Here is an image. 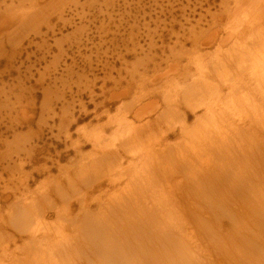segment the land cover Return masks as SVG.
<instances>
[{
    "label": "rangeland",
    "instance_id": "obj_1",
    "mask_svg": "<svg viewBox=\"0 0 264 264\" xmlns=\"http://www.w3.org/2000/svg\"><path fill=\"white\" fill-rule=\"evenodd\" d=\"M222 1L229 10L224 11ZM237 1L236 6L235 0H0V264H11L15 257H22L20 264L32 260L31 251L27 255L25 248L30 235L23 231L35 226L34 214L30 217L27 208L30 211L38 207L45 222L52 225L48 227L51 231L56 229V224L65 225L63 232L70 237L72 233L75 239L71 232L74 221L80 225L79 219L87 216L88 209L89 213H95L99 200L107 202L112 194L120 197L126 189L144 187L140 186V177L133 176L138 174L135 166L140 165V153L123 154L118 172L115 165L109 166L111 160L101 159L103 143L95 146L93 139H89L93 131L105 126L108 116L117 119L125 116L134 125L145 126L147 118L135 120L132 115L144 105L154 108L148 116L151 129L136 135L143 149L149 150L147 146H151L159 162L154 164L157 169L148 173L155 185L151 197L155 190L163 188L169 198V176L176 165L175 159H169L162 151L170 148L171 152L177 145L178 150H185L178 133L181 120L184 119L189 135L194 131L191 128L196 116L206 108L218 109L213 85L224 77L214 61L195 62L194 56L190 57L194 44L198 37L210 31L216 37H228L219 40L221 47L217 50L234 52L235 43L242 44L247 40L246 33L256 30L240 31L237 42L230 30L237 34L239 31L235 30L243 23L250 25V17L264 15L261 0ZM63 8L64 19L58 20V12ZM226 30L229 31L225 33ZM217 43L201 52L211 58ZM15 53L20 56L13 58ZM227 68L229 74L236 71L234 66ZM191 77L198 80L196 88H200L193 89L198 92L193 100L199 98L203 104L193 113L187 105L189 95L182 87L174 86ZM207 78L211 80L205 81ZM229 79L238 84V92L245 90L247 84L243 86L239 80ZM203 82L207 83L205 88H201ZM222 91L226 95L227 87ZM115 95L120 96L111 99ZM224 100L223 105L232 113L233 120L242 123V109L229 97ZM108 128L104 130L107 137L114 130ZM193 162L194 172L199 173L203 169L201 158ZM108 168L113 169L112 174L121 175L115 189H108L107 183H103L112 175ZM93 177L102 180L100 188L94 186ZM177 178V188L180 182L186 184L191 180L186 175ZM194 188L195 185L190 189L180 188L172 191V195L182 197L180 202L184 203L190 200ZM209 196L221 203V193ZM80 197L87 205L85 209L81 208ZM159 206L164 210L169 208V204ZM195 206L200 208L198 204ZM102 210L99 213L105 212ZM152 222L146 220L143 229L138 228L142 238L159 237L163 244H168L165 236L169 223L160 218L159 224L153 226ZM222 223L231 227L225 218ZM3 248H7L5 257ZM159 254L169 257L164 252ZM250 255L252 259L258 257Z\"/></svg>",
    "mask_w": 264,
    "mask_h": 264
},
{
    "label": "bare ground",
    "instance_id": "obj_2",
    "mask_svg": "<svg viewBox=\"0 0 264 264\" xmlns=\"http://www.w3.org/2000/svg\"><path fill=\"white\" fill-rule=\"evenodd\" d=\"M261 1L264 4V0ZM238 3L239 1L235 0L236 6L239 5ZM223 6L225 7V4ZM227 7L224 8V11L229 10ZM262 8L264 11V7ZM61 10L58 12V20L64 19L62 15L64 8ZM258 10L257 8L255 12L257 13ZM256 13L255 15H257ZM26 21L28 22V19ZM248 21L250 25L243 23L239 30H235L236 32L239 31L237 34L232 29L230 30V33L234 34L233 40L235 39V42L238 41L237 37H240V31L246 32L249 28L256 30L252 34L247 32L245 36L247 40L242 44L235 43L237 45L232 47L234 52L217 50L219 46L221 47L219 40L228 37L221 35V37H216V34L209 33L210 31H206L205 35L201 33L203 36L198 37L197 42H194L195 49H192L191 52L189 50L190 57L194 56L195 62L208 59L218 64L220 75H224V77L218 84L213 85L216 88L214 90L215 97L219 102L218 109L210 108L208 110L206 108L201 115L196 116L191 128L194 131L189 135L186 133L187 128L184 127V119L181 120V128H179L178 133L179 136L181 135V142L185 144V150H178L176 147L179 146L177 145L171 149V152L170 148L169 150L165 148L162 151L165 155H169V159H175L176 165L173 171H170L169 198L163 188L155 190L154 193L156 194L151 197L154 189L152 187L155 185L148 178L151 176L148 173L151 169L156 170L157 166L155 165H158L159 162L155 159V152L151 146H147L150 148L149 150L143 149V144L136 135L148 132V128L151 129L148 116L152 114L154 108L144 105L137 110L135 115H132L135 120L147 118L145 126L142 124L134 125V122H131L132 119H127L125 116L122 118L119 116L118 119L108 116L105 126H102L100 130L93 131V135H90L89 139H93L95 146L103 143L99 152L101 159L111 160L109 166L115 165V171L118 172H120V159L123 154L129 153L133 156L140 153L142 155L138 161L140 165L135 166L138 174L133 176L140 177L142 180L140 186L144 187L138 190L136 187L130 190L126 189L124 195L120 197L112 194V198H109L107 202L98 199V203L95 202L97 203V211L95 213L90 212V214V209H88L87 216L84 219H79L82 220L80 221L81 224L79 225V222L74 221L75 226H71V232L74 233L75 239L72 238V233H70V237L63 232L66 228L65 225L56 224L55 232L51 231L48 228L50 224L45 222L42 212L37 211L38 207L37 209H35L36 207L31 208L30 211L27 208V212H24L30 217V214H34L35 226L26 227V230L23 231L30 235L28 247L26 244L25 248L26 254L27 251H31L32 257L31 261L23 262V264L235 263L228 259L241 264H264V15L250 17ZM255 23L259 25L254 26ZM228 31L226 30L225 33ZM245 37L243 38L246 39ZM215 41L218 42L214 47L215 53L210 52L209 54L212 53L211 58H207V53H202L201 50L210 48ZM16 56H20L19 53H15L13 58ZM26 58L28 59V57ZM230 66H234L236 69L233 75L229 74L227 67ZM186 75L184 74V76ZM229 77L239 80L243 86L247 84L245 90L238 92V84ZM188 79H190V83ZM169 80L171 79L169 78ZM206 80L211 79L207 78ZM197 82L196 78L191 77L185 78L182 84H173L176 89L182 87L183 91L189 95L190 100L187 98V105L192 113L196 108L203 106L199 98L193 100V96L198 94L193 89H200L196 88ZM206 84L203 82L201 88H205ZM224 87H227L228 90L226 95L222 91ZM178 91L180 92V90ZM180 94L183 92L181 91ZM120 95L112 96L111 99L116 100ZM226 96L227 99L229 97L234 100V103L242 109L244 116L242 123L237 124L233 120L232 113L229 114L223 105ZM107 126L111 129L114 128L108 137L104 134ZM121 133L125 135V139H122L124 135ZM204 156L206 157L205 160ZM200 158L203 169L201 168L197 173L194 172L196 165L193 160ZM246 160L249 161L245 162ZM225 167L228 169L222 172ZM107 172L110 175L114 171L108 168ZM184 175L191 178L190 182L186 184L180 182V187L177 188L175 183L179 180L177 177H184ZM120 177V174H112L104 179L103 183H107L108 189H115L121 181ZM94 178V186L100 188L102 180L93 177L91 178L92 182ZM194 185L195 188L191 193L190 200L184 201V203L180 202L182 197L172 195V191L175 192V190L185 187L190 189ZM222 192L231 194H223ZM213 193L222 194L220 204L210 198L209 195ZM175 196H177L176 199ZM228 196L229 198H227ZM178 197H180L179 200ZM81 199L79 201L81 208L85 209L87 205L84 199ZM147 203L156 205L150 206ZM166 204H169V208L166 210L159 206ZM196 204L200 205V208L195 206ZM101 209H104L105 212L99 213ZM18 210L20 209L18 208ZM159 218L162 221L164 219L165 223H169V225L166 223L169 226V232L165 236L167 240L169 239L168 244H163V239L159 237L149 236L147 239L146 237L143 239L144 236H142V232L140 233L146 220H153L154 226L160 223ZM222 218L229 221L230 228L224 226ZM71 222L74 225L73 221ZM82 226L84 227L82 228ZM52 232L54 234L50 235ZM6 249L3 248L1 251L3 257L6 255ZM160 252H164L169 257H162ZM248 254L258 257L252 259ZM21 258L15 257L10 262L11 264H20L19 261L21 260L19 259ZM161 259L165 261L163 262Z\"/></svg>",
    "mask_w": 264,
    "mask_h": 264
}]
</instances>
